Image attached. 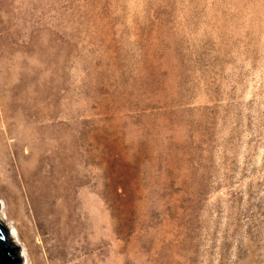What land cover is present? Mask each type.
Returning a JSON list of instances; mask_svg holds the SVG:
<instances>
[{"label":"rangeland","instance_id":"1","mask_svg":"<svg viewBox=\"0 0 264 264\" xmlns=\"http://www.w3.org/2000/svg\"><path fill=\"white\" fill-rule=\"evenodd\" d=\"M0 145L28 264H264V0H0ZM5 158L74 209L54 260Z\"/></svg>","mask_w":264,"mask_h":264},{"label":"bare ground","instance_id":"2","mask_svg":"<svg viewBox=\"0 0 264 264\" xmlns=\"http://www.w3.org/2000/svg\"><path fill=\"white\" fill-rule=\"evenodd\" d=\"M16 156L18 155L16 154ZM8 159L5 158L3 162V166H5L4 172L7 177L6 179L8 180V190H10V196L18 208L19 217L24 219V221H26L31 227V237L34 234H38L42 240V245L47 248L46 250H48L49 257L51 260H54L63 254L61 245H64L65 238L63 237L61 230L67 222L65 219L69 216L70 218H73L74 209L72 207V210L69 212H65L62 209V204H59V201H57L60 196V193L57 191L49 193L42 192L44 181L41 179L43 173L45 174L46 172L44 171L45 168H40L33 172L26 173L27 170L24 171L23 167L21 168L19 164L20 160L17 161V164H12V160ZM44 160H46V156ZM48 173L51 174V170ZM29 208L33 210L36 231L32 229L30 224L31 215L29 213ZM6 218L7 217L3 216L2 212H0V220L4 221ZM9 237L15 246H22L19 232L14 227L12 231H9ZM22 249L23 251L21 254L19 253V256L20 258L22 256V258L26 261L23 264H28V255L24 247Z\"/></svg>","mask_w":264,"mask_h":264},{"label":"water","instance_id":"3","mask_svg":"<svg viewBox=\"0 0 264 264\" xmlns=\"http://www.w3.org/2000/svg\"><path fill=\"white\" fill-rule=\"evenodd\" d=\"M19 248L9 237V232L0 221V264H20Z\"/></svg>","mask_w":264,"mask_h":264}]
</instances>
